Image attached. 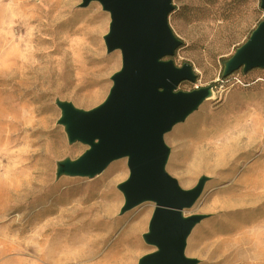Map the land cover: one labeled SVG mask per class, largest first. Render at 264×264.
<instances>
[{
    "label": "rangeland",
    "instance_id": "obj_1",
    "mask_svg": "<svg viewBox=\"0 0 264 264\" xmlns=\"http://www.w3.org/2000/svg\"><path fill=\"white\" fill-rule=\"evenodd\" d=\"M80 3L0 0V264H137L142 255L155 250L143 239L154 202L120 212L124 198L117 186L128 176L126 157L112 160L91 177L58 173L62 161L75 160L88 148L68 139L59 122V103L69 102L80 110L97 106L109 91L111 75L121 66L120 51L107 52L103 40L109 13L98 1L85 7ZM172 5L168 24L182 43L164 59L176 66L188 63L196 74L194 82L181 81L176 90L212 85L214 91L163 136L169 149L165 170L181 188H191L206 177L199 197L183 210L185 216H203L188 234L184 254L196 259L195 264H264V201L258 190L248 188L257 173L264 174L260 155L264 151V67L221 76L224 62L264 19V9L260 0H172ZM32 129L39 131L27 136ZM254 131L257 147L246 158L228 164L223 152L226 138ZM51 135L58 142V152L49 161L51 192L21 209L27 216L43 218L31 223L25 222V216L26 227L20 230L11 218L21 210L6 211L4 192L11 176L24 175L14 151L26 148V138H40L36 146L44 147ZM51 196L67 205L78 202L83 210L99 203L109 219L95 221V230L83 223L59 231L50 240H38L37 225L56 214H47L50 207L61 206ZM113 227L97 251L71 247L87 245L93 242L90 236H103ZM130 231L132 237L126 239ZM117 242L133 247L112 249ZM37 243L42 245L40 250L19 248ZM57 244L68 247L56 250Z\"/></svg>",
    "mask_w": 264,
    "mask_h": 264
},
{
    "label": "water",
    "instance_id": "obj_2",
    "mask_svg": "<svg viewBox=\"0 0 264 264\" xmlns=\"http://www.w3.org/2000/svg\"><path fill=\"white\" fill-rule=\"evenodd\" d=\"M90 1H98L109 13L103 40L107 52L120 51L121 66L97 106L80 110L69 102L59 103V122L68 139L88 148L75 160L62 161L58 173L91 177L112 160L126 157L128 176L117 186L124 198L120 212L154 202L143 239L155 250L142 255L137 264H195L184 248L203 216H185L183 210L199 197L206 177L191 188H181L165 170L169 149L163 136L206 99L212 85L176 90L181 81L194 82L196 74L188 63L176 66L164 59L182 43L168 24L172 0H81L79 6ZM260 6L264 9V0ZM256 67H264V19L224 62L221 75Z\"/></svg>",
    "mask_w": 264,
    "mask_h": 264
},
{
    "label": "bare ground",
    "instance_id": "obj_3",
    "mask_svg": "<svg viewBox=\"0 0 264 264\" xmlns=\"http://www.w3.org/2000/svg\"><path fill=\"white\" fill-rule=\"evenodd\" d=\"M213 95L214 91L209 89L206 98L212 97ZM21 130H25V128H22ZM34 130L39 131L38 129ZM34 130L32 129L27 136H30ZM40 131L45 132L44 130ZM50 131L51 130L46 132ZM51 136L52 138L46 141L47 143L44 147L36 146V144L39 143L40 138H26V148H24L23 151H21V149L14 151L19 158L20 165L23 167L24 175L18 179L11 176L8 182L5 183L4 192L7 196L6 211H20L21 209L30 207L31 205L39 202V197H41L40 195L42 193L51 192V185L48 182L50 171L49 161L52 154L58 152V142L54 135ZM258 143L259 138L257 131H254L252 134L246 136L238 133L228 136L223 147L226 162L228 164H233V162L239 157L246 158L248 153L257 147ZM260 155L264 158V151H262ZM263 175V173H257L256 179L248 183V188L258 190L256 194L264 201ZM43 198H45V195H43ZM51 199L61 206L50 207L47 214L54 213L55 211L56 214L46 218L43 222L37 225V232L36 235H34L38 240H50L55 237L59 231H67L70 228L83 223H88L91 230H95L98 227L97 224H95V221L99 222L109 219L108 212H106L99 203H90L85 210H83V207L80 206V203L78 202H73L70 205H67L68 202L65 200H59L56 196H51ZM25 216H27L26 211L21 210L20 212L14 214L11 218L20 230L26 227L25 223H22ZM42 218L43 216L30 214L27 216L25 222L29 221L31 223H38L42 221ZM113 229L114 227L107 229L106 234L103 236H90L93 239V242H90L87 245L81 244L71 247H76L78 249L89 247L97 251L100 249V244L105 241L106 237L111 234ZM131 237L132 233L130 231L126 235V239ZM2 247L3 245L0 246V248ZM41 247L42 245L39 243L34 245L26 244L25 246H19V248L25 250H29L30 248L40 250ZM66 247L68 246L64 244L53 245V248L56 250H61ZM132 247L133 244L131 243L117 242L113 244L111 248L118 251H128Z\"/></svg>",
    "mask_w": 264,
    "mask_h": 264
},
{
    "label": "trees",
    "instance_id": "obj_4",
    "mask_svg": "<svg viewBox=\"0 0 264 264\" xmlns=\"http://www.w3.org/2000/svg\"><path fill=\"white\" fill-rule=\"evenodd\" d=\"M222 76V75H221ZM222 78H224V77H222Z\"/></svg>",
    "mask_w": 264,
    "mask_h": 264
}]
</instances>
